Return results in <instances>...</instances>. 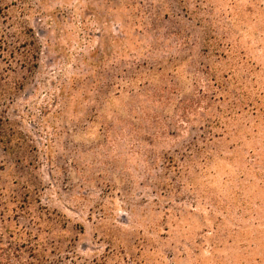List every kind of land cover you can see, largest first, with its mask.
I'll list each match as a JSON object with an SVG mask.
<instances>
[{"label":"rangeland","instance_id":"374dc122","mask_svg":"<svg viewBox=\"0 0 264 264\" xmlns=\"http://www.w3.org/2000/svg\"><path fill=\"white\" fill-rule=\"evenodd\" d=\"M0 248L264 264V0H0Z\"/></svg>","mask_w":264,"mask_h":264},{"label":"trees","instance_id":"16d2710c","mask_svg":"<svg viewBox=\"0 0 264 264\" xmlns=\"http://www.w3.org/2000/svg\"><path fill=\"white\" fill-rule=\"evenodd\" d=\"M14 252H8L6 249L0 248V264H33L23 258V254L17 253L16 256H12Z\"/></svg>","mask_w":264,"mask_h":264}]
</instances>
